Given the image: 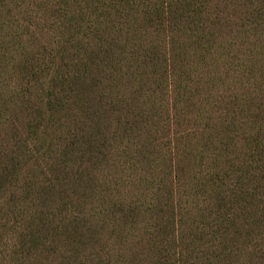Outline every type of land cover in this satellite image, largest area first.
<instances>
[{
    "label": "trees",
    "instance_id": "trees-1",
    "mask_svg": "<svg viewBox=\"0 0 264 264\" xmlns=\"http://www.w3.org/2000/svg\"><path fill=\"white\" fill-rule=\"evenodd\" d=\"M0 264H264V0H0Z\"/></svg>",
    "mask_w": 264,
    "mask_h": 264
}]
</instances>
